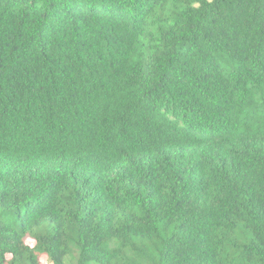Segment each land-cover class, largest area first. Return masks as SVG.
<instances>
[{"label": "trees", "instance_id": "trees-1", "mask_svg": "<svg viewBox=\"0 0 264 264\" xmlns=\"http://www.w3.org/2000/svg\"><path fill=\"white\" fill-rule=\"evenodd\" d=\"M41 256L264 264V0H0V264Z\"/></svg>", "mask_w": 264, "mask_h": 264}, {"label": "rangeland", "instance_id": "rangeland-1", "mask_svg": "<svg viewBox=\"0 0 264 264\" xmlns=\"http://www.w3.org/2000/svg\"><path fill=\"white\" fill-rule=\"evenodd\" d=\"M26 243L28 245H33L34 241L31 239H26ZM40 264H51L50 261H48V259L45 256H41L40 257Z\"/></svg>", "mask_w": 264, "mask_h": 264}]
</instances>
